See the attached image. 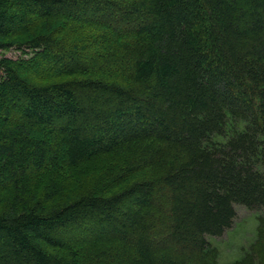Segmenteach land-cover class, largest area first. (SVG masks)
<instances>
[{"label": "trees", "instance_id": "obj_1", "mask_svg": "<svg viewBox=\"0 0 264 264\" xmlns=\"http://www.w3.org/2000/svg\"><path fill=\"white\" fill-rule=\"evenodd\" d=\"M7 49L0 264H218L234 205L264 239V0H0Z\"/></svg>", "mask_w": 264, "mask_h": 264}, {"label": "rangeland", "instance_id": "obj_2", "mask_svg": "<svg viewBox=\"0 0 264 264\" xmlns=\"http://www.w3.org/2000/svg\"><path fill=\"white\" fill-rule=\"evenodd\" d=\"M32 55L19 49L0 50V57L7 56L24 61ZM235 218L231 226L220 236L207 237L210 244L217 249L218 264H233L247 253L262 252L264 239H258V216L263 210H252L242 205H234ZM259 241L262 244H258Z\"/></svg>", "mask_w": 264, "mask_h": 264}]
</instances>
